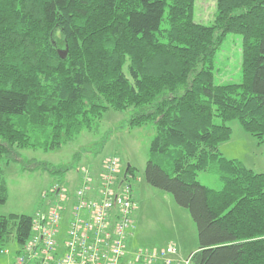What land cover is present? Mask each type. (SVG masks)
I'll return each instance as SVG.
<instances>
[{
    "label": "trees",
    "instance_id": "trees-1",
    "mask_svg": "<svg viewBox=\"0 0 264 264\" xmlns=\"http://www.w3.org/2000/svg\"><path fill=\"white\" fill-rule=\"evenodd\" d=\"M194 4L0 0V205L8 199L4 158L55 149L108 107H132V125L154 126L150 152L173 157L172 174L149 159L145 176L195 221L192 264H264V172L219 146L234 118L264 143V0H216L212 24L194 20ZM231 33L243 36L242 80L216 84V53ZM201 171L217 173L223 187L202 184ZM129 174L130 165L119 180ZM33 220L0 214V252L12 239L23 248Z\"/></svg>",
    "mask_w": 264,
    "mask_h": 264
},
{
    "label": "rangeland",
    "instance_id": "rangeland-1",
    "mask_svg": "<svg viewBox=\"0 0 264 264\" xmlns=\"http://www.w3.org/2000/svg\"><path fill=\"white\" fill-rule=\"evenodd\" d=\"M244 0H233L234 6L242 5ZM216 0H195L194 20L204 24L214 23ZM243 36L231 33L221 45L215 57V82L239 83L242 80ZM64 50V48L60 49ZM133 108L118 110L108 107L92 128H83L80 133L60 147L51 150L43 148H20V161L3 159L1 166L5 171L8 199L0 205V214L11 213L36 215L49 206V195L54 184H59L72 194L81 184V170L88 168L101 186L99 172L105 159L117 156L121 161V172L128 165L133 174L128 182L133 189L135 208L132 212L133 228L126 240L128 256L138 250L158 251L173 242L181 260L190 259L199 247L198 229L187 208L179 206L173 196L146 180L145 169L149 159L156 160L170 174L173 173V157L152 154L151 141L155 135L152 123L132 125ZM219 120V119H218ZM232 132L230 138L220 143L222 155L228 159H238L255 172H264V143L245 130L241 121L234 118L227 122ZM40 163L51 169H63L52 173L43 165L35 168L27 166ZM100 169V170H99ZM198 180L208 187L220 190L223 187L219 175L213 171H201ZM44 193H48L44 197ZM67 210L61 223L63 239L68 228L70 216ZM22 246L12 239L0 252V264H15L18 250ZM192 264V261H190Z\"/></svg>",
    "mask_w": 264,
    "mask_h": 264
},
{
    "label": "built area",
    "instance_id": "built-area-1",
    "mask_svg": "<svg viewBox=\"0 0 264 264\" xmlns=\"http://www.w3.org/2000/svg\"><path fill=\"white\" fill-rule=\"evenodd\" d=\"M120 173L121 161L112 156L103 162L98 188L88 168L81 170V184L72 194L54 184L49 192L53 200L34 215L31 237L15 264H190L191 258H179L173 242L162 250H138L128 256L126 240L133 228L135 200L127 179L119 180ZM67 201L70 216L61 239Z\"/></svg>",
    "mask_w": 264,
    "mask_h": 264
},
{
    "label": "water",
    "instance_id": "water-1",
    "mask_svg": "<svg viewBox=\"0 0 264 264\" xmlns=\"http://www.w3.org/2000/svg\"><path fill=\"white\" fill-rule=\"evenodd\" d=\"M67 53H68V49H64V50H59V54L62 58H66L67 56Z\"/></svg>",
    "mask_w": 264,
    "mask_h": 264
},
{
    "label": "crops",
    "instance_id": "crops-1",
    "mask_svg": "<svg viewBox=\"0 0 264 264\" xmlns=\"http://www.w3.org/2000/svg\"><path fill=\"white\" fill-rule=\"evenodd\" d=\"M100 170V169H99Z\"/></svg>",
    "mask_w": 264,
    "mask_h": 264
}]
</instances>
